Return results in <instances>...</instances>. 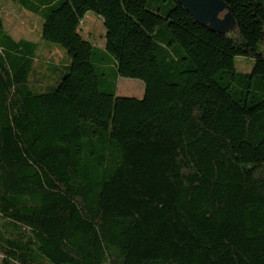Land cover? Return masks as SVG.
I'll return each instance as SVG.
<instances>
[{
	"label": "trees",
	"instance_id": "1",
	"mask_svg": "<svg viewBox=\"0 0 264 264\" xmlns=\"http://www.w3.org/2000/svg\"><path fill=\"white\" fill-rule=\"evenodd\" d=\"M13 1L68 64L0 23V264H264V0H222L225 33L176 0Z\"/></svg>",
	"mask_w": 264,
	"mask_h": 264
},
{
	"label": "rangeland",
	"instance_id": "2",
	"mask_svg": "<svg viewBox=\"0 0 264 264\" xmlns=\"http://www.w3.org/2000/svg\"><path fill=\"white\" fill-rule=\"evenodd\" d=\"M0 23L3 30L15 40H26L37 43V55L46 62L57 64L62 69L67 66L68 58L58 45L47 44L41 41L42 19L23 8L13 0H0ZM79 35L94 47H104L105 28L103 20L93 12H88L82 19ZM252 60L236 59V70L249 73L252 69ZM242 67V69H241ZM102 91H112L115 97L135 98L144 97V83L136 79L118 78L112 87L100 85ZM1 259V258H0Z\"/></svg>",
	"mask_w": 264,
	"mask_h": 264
},
{
	"label": "water",
	"instance_id": "3",
	"mask_svg": "<svg viewBox=\"0 0 264 264\" xmlns=\"http://www.w3.org/2000/svg\"><path fill=\"white\" fill-rule=\"evenodd\" d=\"M196 23L212 32L225 33L234 26L222 0H176Z\"/></svg>",
	"mask_w": 264,
	"mask_h": 264
}]
</instances>
